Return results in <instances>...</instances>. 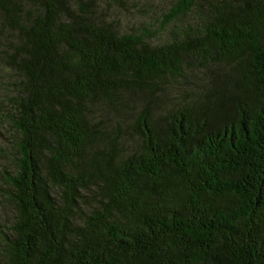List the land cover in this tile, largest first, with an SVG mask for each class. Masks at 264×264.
Returning a JSON list of instances; mask_svg holds the SVG:
<instances>
[{
	"label": "trees",
	"instance_id": "1",
	"mask_svg": "<svg viewBox=\"0 0 264 264\" xmlns=\"http://www.w3.org/2000/svg\"><path fill=\"white\" fill-rule=\"evenodd\" d=\"M121 3L0 0V264H264V0Z\"/></svg>",
	"mask_w": 264,
	"mask_h": 264
},
{
	"label": "rangeland",
	"instance_id": "2",
	"mask_svg": "<svg viewBox=\"0 0 264 264\" xmlns=\"http://www.w3.org/2000/svg\"><path fill=\"white\" fill-rule=\"evenodd\" d=\"M151 3L146 2V0H122L120 5L115 4L114 7L121 11L119 14L120 18L115 21V27L125 33H136L145 27L144 23L147 25L152 24L155 28L157 24L155 18H157L161 13L165 12L171 3V0H150ZM144 4V5H143ZM106 16V15H104ZM195 11L190 13V15L185 19L183 24L188 22H193L195 19ZM167 37V30L162 32V39ZM221 66V64L219 65ZM219 66H215L214 70L218 72H225L226 70L219 69ZM200 65L193 63V73L194 75H189L186 80L181 78L177 80L168 79L164 82L163 87H166L171 93V96H176L182 90L189 92L194 91L197 85L200 84V77L202 76ZM9 131L8 125L4 122V117L1 116L0 112V132L1 134H7Z\"/></svg>",
	"mask_w": 264,
	"mask_h": 264
}]
</instances>
